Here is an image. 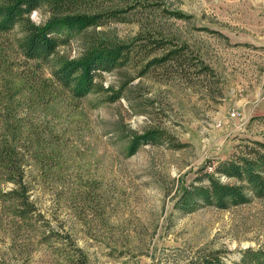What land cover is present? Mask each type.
Instances as JSON below:
<instances>
[{
  "label": "rangeland",
  "instance_id": "1",
  "mask_svg": "<svg viewBox=\"0 0 264 264\" xmlns=\"http://www.w3.org/2000/svg\"><path fill=\"white\" fill-rule=\"evenodd\" d=\"M78 5L121 11L59 43L54 58H80L105 40L132 44L127 61L97 72L100 91L74 97L47 63L21 53L19 26L0 31V145L20 154L34 207L19 216L17 184L0 165V264H264V197L248 191V202L226 209L179 205L196 176L264 142V0ZM49 15L45 6L30 13L38 24ZM137 34L182 46L145 68L161 49L145 55ZM149 128L164 137L129 155Z\"/></svg>",
  "mask_w": 264,
  "mask_h": 264
},
{
  "label": "trees",
  "instance_id": "2",
  "mask_svg": "<svg viewBox=\"0 0 264 264\" xmlns=\"http://www.w3.org/2000/svg\"><path fill=\"white\" fill-rule=\"evenodd\" d=\"M82 0H4L0 2V31H8L19 26L22 35L18 39L21 53L29 58L47 63L53 79L74 97H81L92 91H100L95 75L101 70H110L130 58L131 45L126 41L105 40L91 48L80 58H54L59 43L90 25H98L105 17H116L119 8L107 11H92L79 8ZM45 6L50 15L43 24L34 22L30 13ZM177 17L186 16L178 10L172 12ZM142 42L141 49L147 55L161 49L160 55L150 57L145 68L152 64H163L176 57L180 46L166 47L169 40L152 35L137 34ZM144 71L147 69H143ZM101 86L100 88H97ZM107 90V89H105ZM119 96V91L108 95V100ZM164 137L159 128H149L136 134L128 144V154H133L143 143H156ZM259 147H252L233 158L219 161L213 171H205L196 176L195 181L182 192L179 205L191 211L201 205H214L221 209L244 204L249 201L248 191L255 197H264V142L255 141ZM0 165L9 166L10 180L17 184L10 194L19 204V216H29L34 207L27 200L26 188L22 182L23 171L20 154L10 144L0 145ZM204 167V166H203ZM201 167V171H203ZM206 167V166H205ZM204 167V169H205ZM217 174L236 180L223 183ZM219 260L203 258L201 264H220Z\"/></svg>",
  "mask_w": 264,
  "mask_h": 264
},
{
  "label": "built area",
  "instance_id": "3",
  "mask_svg": "<svg viewBox=\"0 0 264 264\" xmlns=\"http://www.w3.org/2000/svg\"><path fill=\"white\" fill-rule=\"evenodd\" d=\"M230 114H231V116H233V117H240L242 114H241V111H239V110H236V109H233V110H231V112H230Z\"/></svg>",
  "mask_w": 264,
  "mask_h": 264
}]
</instances>
